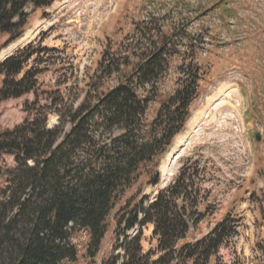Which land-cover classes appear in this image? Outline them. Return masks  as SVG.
Instances as JSON below:
<instances>
[{"label": "trees", "instance_id": "1", "mask_svg": "<svg viewBox=\"0 0 264 264\" xmlns=\"http://www.w3.org/2000/svg\"><path fill=\"white\" fill-rule=\"evenodd\" d=\"M56 1L0 0V35L16 41L29 17ZM161 21L150 18L137 27L139 35L122 50L107 47L92 76L95 85L87 84L81 101L54 96L41 105L37 97L24 104L28 116L20 125L0 132V158L9 155L15 163L0 190V264L74 263L78 250L72 240L79 231L88 236L86 258L95 262L111 219L116 242L122 239L117 244L122 256L108 264H210L212 259L218 264L220 249L238 235L239 218L226 215L208 234L186 242L204 218L197 211L201 191L192 181L197 170L181 169L149 202L139 198L140 187L160 182L159 165L183 132L204 76L195 50L210 45L202 35L180 36L179 28L178 34H163ZM39 51L45 49L26 46L0 61V102L37 96L42 69L32 59ZM175 57L180 60L176 86L161 100L159 84ZM113 76L118 83L103 90ZM156 100L149 121L148 106ZM50 113L56 115L53 126ZM136 186L135 196L118 207ZM149 226L156 248L143 253L142 229ZM254 251L264 264V239Z\"/></svg>", "mask_w": 264, "mask_h": 264}, {"label": "rangeland", "instance_id": "2", "mask_svg": "<svg viewBox=\"0 0 264 264\" xmlns=\"http://www.w3.org/2000/svg\"><path fill=\"white\" fill-rule=\"evenodd\" d=\"M150 18L162 20L163 34H178L175 29L179 28L183 31L180 36L202 35L210 45L195 50L204 76L188 121L173 146L181 138L187 142L183 147L174 146V160L169 153L162 159L159 184L140 187L139 198L149 202L174 182L181 169H190V174L197 170L192 181L201 191L197 211L204 218L192 228L186 242L199 240L231 215L240 220L238 235L219 251L217 263L258 264L261 256L254 247L264 239V0H58L49 9L33 13L16 41L8 42L6 35H0V61L26 46L35 52L45 49L32 59L42 69L37 96L0 102V132L20 125L28 116L24 104L37 97L41 105L50 103L54 96L66 103L81 101L87 84L95 85L92 76L107 47L111 52L122 50L132 35H139L137 27ZM178 64L179 57H175L159 84L161 100L175 89ZM117 83L113 76L102 88L107 90ZM158 102L148 106L149 121ZM48 123L53 126L56 115L50 113ZM14 166L13 157L0 158V190L6 172ZM163 166L169 171L167 177L161 175ZM137 188L118 207L135 196ZM114 231L111 219L95 262L85 256L86 232H76L72 241L78 259L65 264H108L113 256H122L117 247L122 239L117 243ZM141 247L143 253L156 248L151 226L142 229ZM210 264H215L214 259Z\"/></svg>", "mask_w": 264, "mask_h": 264}, {"label": "bare ground", "instance_id": "3", "mask_svg": "<svg viewBox=\"0 0 264 264\" xmlns=\"http://www.w3.org/2000/svg\"><path fill=\"white\" fill-rule=\"evenodd\" d=\"M214 96H215V95H214ZM223 107H224V106L219 107L218 110H220V109L223 108ZM186 142H187V140H184L183 138H181V139H179V141H177V143H176L174 146L177 147V148H178V146H182V147H183V146L186 144ZM175 147L173 148V151H172V152H174ZM170 154H171V153H170ZM161 175L164 176V177L169 176V171H168L167 167L163 166V167L161 168Z\"/></svg>", "mask_w": 264, "mask_h": 264}, {"label": "water", "instance_id": "4", "mask_svg": "<svg viewBox=\"0 0 264 264\" xmlns=\"http://www.w3.org/2000/svg\"><path fill=\"white\" fill-rule=\"evenodd\" d=\"M256 140L259 141L260 140V136L259 135H256ZM180 150V148L178 149ZM173 151V150H172ZM177 156V151L175 152H171V154L169 155V157H172V159L174 160V158H176Z\"/></svg>", "mask_w": 264, "mask_h": 264}]
</instances>
